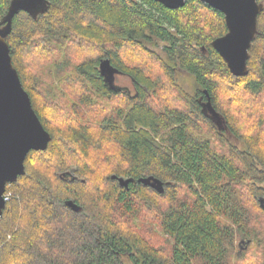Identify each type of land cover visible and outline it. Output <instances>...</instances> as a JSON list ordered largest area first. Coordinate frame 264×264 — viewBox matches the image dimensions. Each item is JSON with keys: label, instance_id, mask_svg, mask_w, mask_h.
Segmentation results:
<instances>
[{"label": "trees", "instance_id": "16d2710c", "mask_svg": "<svg viewBox=\"0 0 264 264\" xmlns=\"http://www.w3.org/2000/svg\"><path fill=\"white\" fill-rule=\"evenodd\" d=\"M259 2L243 76L212 46L224 15L201 0H48L14 16L12 63L51 139L6 185L0 264H264ZM105 58L133 91L109 87ZM150 175L163 193L136 181Z\"/></svg>", "mask_w": 264, "mask_h": 264}, {"label": "water", "instance_id": "95a60500", "mask_svg": "<svg viewBox=\"0 0 264 264\" xmlns=\"http://www.w3.org/2000/svg\"><path fill=\"white\" fill-rule=\"evenodd\" d=\"M168 8H178L186 0H155ZM224 15L227 32L212 41L213 48L225 61L230 72L236 76L247 73L248 49L257 32V16L263 8L259 0H201ZM48 0H11L6 14L0 21V216L5 206L6 185L17 180L25 173L24 160L31 151L45 150L51 139L34 111L29 94L24 89L16 68L12 63L6 37L12 29L13 18L20 11L33 18L44 13ZM99 72L111 88L117 86L113 77L119 71L108 58L99 61ZM206 100L203 107L207 112L219 118L211 103L210 96L204 90ZM111 179L127 187L133 178H124L115 174ZM138 183L149 186L159 193L164 192L163 181L152 175L139 177ZM264 207V198L259 199ZM248 243V241H247Z\"/></svg>", "mask_w": 264, "mask_h": 264}, {"label": "rangeland", "instance_id": "374dc122", "mask_svg": "<svg viewBox=\"0 0 264 264\" xmlns=\"http://www.w3.org/2000/svg\"><path fill=\"white\" fill-rule=\"evenodd\" d=\"M161 45L162 44H160V46ZM87 50H88V48H87ZM179 81H181V83H182L183 86L186 85V82H184V74H180L179 75ZM113 82H114V84L116 86H119V87H129L130 90L133 91V87H132L131 80H130L129 77H124V76H121V75H114ZM237 144H238V146L240 148H243V144L242 143H237ZM246 242H247L246 239H240V240L237 241V245L240 246V248H242V246H244Z\"/></svg>", "mask_w": 264, "mask_h": 264}, {"label": "flooded vegetation", "instance_id": "af4514ba", "mask_svg": "<svg viewBox=\"0 0 264 264\" xmlns=\"http://www.w3.org/2000/svg\"><path fill=\"white\" fill-rule=\"evenodd\" d=\"M115 75H121V76L127 77L126 75L121 74L120 72L116 73Z\"/></svg>", "mask_w": 264, "mask_h": 264}, {"label": "built area", "instance_id": "2783aa9c", "mask_svg": "<svg viewBox=\"0 0 264 264\" xmlns=\"http://www.w3.org/2000/svg\"><path fill=\"white\" fill-rule=\"evenodd\" d=\"M4 199H6L5 195H4Z\"/></svg>", "mask_w": 264, "mask_h": 264}]
</instances>
